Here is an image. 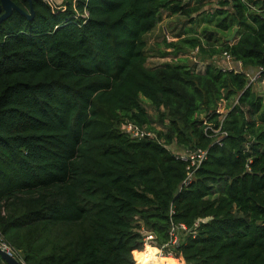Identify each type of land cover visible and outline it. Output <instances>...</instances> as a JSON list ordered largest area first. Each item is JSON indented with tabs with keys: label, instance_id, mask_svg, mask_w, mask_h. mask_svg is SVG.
<instances>
[{
	"label": "trees",
	"instance_id": "trees-1",
	"mask_svg": "<svg viewBox=\"0 0 264 264\" xmlns=\"http://www.w3.org/2000/svg\"><path fill=\"white\" fill-rule=\"evenodd\" d=\"M12 1L34 17L0 24V242L24 264H150L156 248L173 264H264V96L245 73L264 69V0H219L155 68L146 36L163 15L210 3ZM187 50L245 72L199 70ZM174 145L207 151L192 178Z\"/></svg>",
	"mask_w": 264,
	"mask_h": 264
},
{
	"label": "rangeland",
	"instance_id": "rangeland-1",
	"mask_svg": "<svg viewBox=\"0 0 264 264\" xmlns=\"http://www.w3.org/2000/svg\"><path fill=\"white\" fill-rule=\"evenodd\" d=\"M45 1L49 2L54 9H59L62 11L65 10L64 0H45ZM215 8H217V2H212L207 6L206 10H204L203 13L195 14L192 18L180 16V15L170 16L167 13L164 14L161 22H159L157 26L154 28V30L146 36V43H147L146 54L148 56V66L151 68H155L165 63L177 62V59L173 58L172 56L165 57L166 55L172 52V50L168 48V45L170 43H174L178 41L179 39L189 37L190 35L202 36L203 31L207 27H210L209 23L207 22L208 16L212 13L210 9H215ZM207 49L211 51V48H207ZM187 51H188L187 55H180L178 59L180 60L186 59L187 64H189L190 66L197 65L199 70H204L208 64H213L219 68H222L224 65H226V67L224 68L232 67V65H234L233 62L229 63L223 60L222 56H216L212 58V57H208L209 55H205L204 57L203 55H200L199 52L197 51H192V50H187ZM245 73L250 77L254 75V72L253 73L245 72ZM254 88L259 94L264 96V79H261L260 82L255 84ZM144 105L152 115H155L153 109L150 107L147 101H144ZM225 105L226 104L224 103L220 111V113L224 115L227 113V108L225 107ZM223 120L224 117L222 116V121ZM154 126L157 127L159 130L165 131V129L157 123ZM170 149L176 155L185 156L188 154L186 149L177 147V145L172 146ZM174 258L175 256H173V259ZM171 264L173 263L171 262Z\"/></svg>",
	"mask_w": 264,
	"mask_h": 264
},
{
	"label": "built area",
	"instance_id": "built-area-1",
	"mask_svg": "<svg viewBox=\"0 0 264 264\" xmlns=\"http://www.w3.org/2000/svg\"><path fill=\"white\" fill-rule=\"evenodd\" d=\"M184 1H185L186 4L190 3L191 5H195V4L199 3V2L212 3V2H218L219 0H184ZM222 58H223V60H225V61H227L229 63L233 62L234 65L236 66L235 67L234 65H232V67L224 68V67H226V65H224L221 68L224 72H228V71H231V72L232 71L245 72L244 68L242 67V65L240 63L236 62V60L234 58H232L230 55L225 54ZM253 72H254L253 76L250 77L248 75L250 83H258V82H260L261 79H263L262 76H263V73H264V69L263 68H259V69H257L256 71H253ZM124 130H125L126 133H129L132 138L143 139V138H146V137H153V135L151 133L142 131L139 127H137V126H135L133 124L127 125L124 128ZM219 131L220 130H217L216 132L218 133ZM216 143L221 145L222 141L218 140ZM187 153L188 154L185 155V156H180V155H177V156H179L183 161L188 163V168H187L188 169V174H189V177L192 178L193 169L199 168L207 160L208 154H207V151H204V150H197V151H193V152L187 151ZM179 231L188 232V228L184 224H180L178 226H173L172 227V229H171V236H172L171 243H172V245H175V244L178 243L179 238H180L179 237ZM145 235H146L145 236V245L147 246L148 244L151 243V241L154 240L155 237H154V235H152L150 233H145ZM0 246L5 247L10 253H12L11 249L9 247H7L5 244H2L0 242ZM157 256H161L163 258H172L173 259L174 254L172 252L167 254L164 249H159ZM166 264H171V263L168 262Z\"/></svg>",
	"mask_w": 264,
	"mask_h": 264
},
{
	"label": "water",
	"instance_id": "water-1",
	"mask_svg": "<svg viewBox=\"0 0 264 264\" xmlns=\"http://www.w3.org/2000/svg\"><path fill=\"white\" fill-rule=\"evenodd\" d=\"M32 3V0H28ZM32 6V4H31ZM14 11L21 13L26 16L28 20H32L34 17V11L32 9L31 14H26L22 11L12 0H1L0 2V24L10 18ZM239 29L236 28L233 34L227 39V42L231 43L235 40L236 35ZM0 257L4 260L6 264H24L20 259L15 257L12 253H10L5 247L0 246Z\"/></svg>",
	"mask_w": 264,
	"mask_h": 264
},
{
	"label": "bare ground",
	"instance_id": "bare-ground-1",
	"mask_svg": "<svg viewBox=\"0 0 264 264\" xmlns=\"http://www.w3.org/2000/svg\"><path fill=\"white\" fill-rule=\"evenodd\" d=\"M147 246H150V245H147ZM157 254H158V249H157V253L155 257L152 259L150 264H166L168 262L173 263V261H170V260H173L172 258H163L161 256H157Z\"/></svg>",
	"mask_w": 264,
	"mask_h": 264
},
{
	"label": "clouds",
	"instance_id": "clouds-1",
	"mask_svg": "<svg viewBox=\"0 0 264 264\" xmlns=\"http://www.w3.org/2000/svg\"><path fill=\"white\" fill-rule=\"evenodd\" d=\"M141 264H148V261L147 260H143V261H141Z\"/></svg>",
	"mask_w": 264,
	"mask_h": 264
}]
</instances>
